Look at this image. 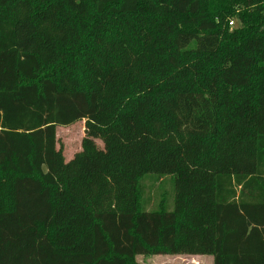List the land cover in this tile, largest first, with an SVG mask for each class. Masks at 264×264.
Returning <instances> with one entry per match:
<instances>
[{
    "label": "trees",
    "instance_id": "obj_1",
    "mask_svg": "<svg viewBox=\"0 0 264 264\" xmlns=\"http://www.w3.org/2000/svg\"><path fill=\"white\" fill-rule=\"evenodd\" d=\"M80 120L109 170L65 166ZM138 255L264 264V0H0V264Z\"/></svg>",
    "mask_w": 264,
    "mask_h": 264
},
{
    "label": "rangeland",
    "instance_id": "obj_2",
    "mask_svg": "<svg viewBox=\"0 0 264 264\" xmlns=\"http://www.w3.org/2000/svg\"><path fill=\"white\" fill-rule=\"evenodd\" d=\"M114 140L108 136L96 135L88 121L80 120L69 126L57 127V150L61 151L66 167L83 171L91 164L109 170L107 159L115 151ZM68 162V163H66ZM101 169V170H102ZM142 207L147 212L156 211L161 201H166L168 209L174 208V177L160 179L157 175H147L142 180ZM140 264H213L209 255H138Z\"/></svg>",
    "mask_w": 264,
    "mask_h": 264
},
{
    "label": "built area",
    "instance_id": "obj_3",
    "mask_svg": "<svg viewBox=\"0 0 264 264\" xmlns=\"http://www.w3.org/2000/svg\"><path fill=\"white\" fill-rule=\"evenodd\" d=\"M235 23L233 21L230 22V26H234Z\"/></svg>",
    "mask_w": 264,
    "mask_h": 264
},
{
    "label": "crops",
    "instance_id": "obj_4",
    "mask_svg": "<svg viewBox=\"0 0 264 264\" xmlns=\"http://www.w3.org/2000/svg\"><path fill=\"white\" fill-rule=\"evenodd\" d=\"M66 163H68V162H66Z\"/></svg>",
    "mask_w": 264,
    "mask_h": 264
}]
</instances>
